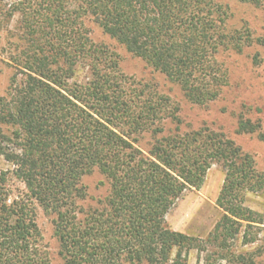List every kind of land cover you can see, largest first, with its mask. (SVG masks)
<instances>
[{
	"label": "trees",
	"instance_id": "16d2710c",
	"mask_svg": "<svg viewBox=\"0 0 264 264\" xmlns=\"http://www.w3.org/2000/svg\"><path fill=\"white\" fill-rule=\"evenodd\" d=\"M229 17L220 0H0V53L14 69L0 95L10 164L0 177V264H52L39 211L63 264H188L192 249L206 253L203 264H246L236 241H257L264 224V209L249 204L251 193L264 199L254 155L210 126L187 129L181 104L127 75L85 22L202 106L229 84L220 54L253 44ZM237 131L264 141L261 122L243 114ZM215 163L225 169L220 219L206 238L172 229L167 214ZM95 173L107 187L100 197L86 182Z\"/></svg>",
	"mask_w": 264,
	"mask_h": 264
},
{
	"label": "rangeland",
	"instance_id": "374dc122",
	"mask_svg": "<svg viewBox=\"0 0 264 264\" xmlns=\"http://www.w3.org/2000/svg\"><path fill=\"white\" fill-rule=\"evenodd\" d=\"M5 1L11 3L17 0ZM220 1L228 5L229 26L238 29L242 34L250 31L253 44L245 41L243 50H228L220 54L229 69V84L217 100L202 106L188 102L174 83L159 76L142 60L118 45L102 32L92 19L86 18L85 22L90 27L94 39L110 44L120 53L121 67L127 75L143 81L157 82L163 92L168 93L181 104L182 117L187 129L207 125L223 132L227 137L233 139L243 151L254 155L258 168L264 171V141L259 138L257 133H239L237 131V121L241 114L254 121H260L262 131H264V45L261 44L264 40V1L260 4L238 0ZM15 19L17 17L7 25L11 30L16 25ZM13 72L14 69L6 55L0 53V95L6 94ZM9 167V162L0 155V177L1 172ZM224 178V167L219 163L213 164L208 170L201 188L188 191L170 210L166 216L167 224L176 231L206 238L222 215V210L216 201ZM86 182L89 185L91 196L100 197L106 194L107 187L100 174L95 173L89 176ZM15 186L20 189L24 188L20 182ZM248 197L249 204L255 210L264 209V199L259 194L251 193ZM38 220L52 264H63L58 253V242L53 233L51 218L39 211ZM261 226L260 230L255 229L258 235L257 241L251 244H243L241 239L236 241V251L245 255L246 264H264V224ZM205 255V252L200 254L196 249L190 250L188 264H198L199 262L203 264ZM216 264L230 263L219 260Z\"/></svg>",
	"mask_w": 264,
	"mask_h": 264
}]
</instances>
